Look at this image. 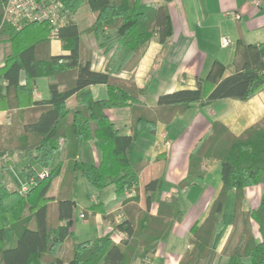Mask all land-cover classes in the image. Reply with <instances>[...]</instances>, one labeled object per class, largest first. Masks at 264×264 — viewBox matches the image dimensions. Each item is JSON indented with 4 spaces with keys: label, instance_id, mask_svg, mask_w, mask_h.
<instances>
[{
    "label": "trees",
    "instance_id": "1",
    "mask_svg": "<svg viewBox=\"0 0 264 264\" xmlns=\"http://www.w3.org/2000/svg\"><path fill=\"white\" fill-rule=\"evenodd\" d=\"M60 1L72 12L86 8L93 18L88 27L78 18L59 29L57 38L67 51L59 55L49 51L46 23L34 21L16 29L3 20L5 2L0 1V44L8 45L0 61V110L10 114V123L0 124V264H131L137 249L164 239L182 216L176 197L159 201L156 213H150V193L156 190L157 179L143 187L147 194L143 208L138 194L123 196L124 189H138L139 173L146 164L134 152L138 136L154 133L158 122L168 123L192 106L225 98L246 100L263 90L264 41L248 44L239 37L231 64L215 60L207 75L196 79L195 88L162 93L154 106H147L133 75L124 78L119 73L134 71L152 38L163 45L168 42L172 24L166 4L140 10L141 0ZM104 28L113 31L100 45L112 54L105 70L96 71L88 57L81 59L80 35ZM230 66L234 69L225 75ZM42 76L49 79V97L35 100V80ZM97 84L105 86L101 98H94L89 89ZM71 96L77 101L69 108ZM118 107L130 110L129 134H120L105 113ZM90 140L100 150L98 164L77 159L79 144ZM58 150L63 157L51 166ZM15 152H24L27 159L22 167L29 183L25 191L10 189L6 181V159ZM205 159L220 162L221 186L207 214L191 226V247L179 264H264V197L259 207L243 209L244 188L256 184L264 172V116L239 134L214 120L210 133L190 153L187 175L178 189L201 184ZM38 168L49 170L40 177ZM77 174L91 192L114 186L123 216L114 227L124 233L120 243H114L108 234L75 243V202L70 188ZM55 181L58 192L53 194ZM231 192L232 229L216 253L214 238L224 226L221 214ZM84 210L107 217L101 203ZM32 220L34 228L29 224ZM252 223L257 225L259 237L254 236ZM71 238L70 255L64 261L57 252Z\"/></svg>",
    "mask_w": 264,
    "mask_h": 264
},
{
    "label": "crops",
    "instance_id": "2",
    "mask_svg": "<svg viewBox=\"0 0 264 264\" xmlns=\"http://www.w3.org/2000/svg\"><path fill=\"white\" fill-rule=\"evenodd\" d=\"M161 4H166L172 24V34L168 42L163 45L157 41L156 37L152 38L145 47L134 71L119 73L124 78L133 75L136 84L143 90L142 99L147 106H154L158 95L162 93L182 88H195L196 79L204 78L215 60L223 64H231L239 37L248 44H258L264 41V1L141 0L139 9L146 10ZM79 16V19H76L82 26L88 27L91 24L92 13L87 14L86 17ZM112 31L111 28H104L97 32L86 31L80 35L81 59L88 57L93 70L104 71L110 63L112 51H105L100 43ZM224 36L230 39V45L227 47L220 44V38ZM49 51L53 55L67 53L61 47L59 39L50 38ZM4 54L5 52L2 57ZM233 69V66H230L225 71V75ZM40 80L49 82L48 77L45 76L36 78L33 91L35 100L49 97V94L44 97L38 92ZM89 89L94 98H101L105 94V86L102 84L91 85ZM74 105L75 96H71L67 100V106L72 108ZM105 113L120 134L130 133L131 114L128 107L108 108ZM8 116L5 110H0V124L9 123L7 122ZM263 116L264 89L246 100L225 98L203 106H192L184 113L175 115L168 123L158 122L154 133L143 132L138 136L134 152L146 162L138 177L139 206L142 208L143 205L145 206L147 194L143 190L144 185L151 179H157V188L150 193V213H156L159 201L176 197L182 210V216L179 221L173 223L164 239L137 249L136 257L131 264H179L182 256L191 247L188 241L191 236L189 232L191 226L200 222L207 214L221 186L220 162L205 159L202 162V168L206 170V173L201 184L178 189V184L187 175L190 153L210 133L214 120L222 121L233 133L239 134ZM60 152L61 150H58L53 155L51 166L58 162ZM15 156L20 157L18 152L13 154V165L8 162L10 158L6 160L7 165H10L9 169L6 168L7 173H10L13 166H17L21 171L26 164L23 158V161L17 165ZM100 158L101 153L95 140L79 144L78 160L98 164ZM25 181V186L23 184L21 186L26 188L29 184L26 179ZM56 182H54L55 188ZM21 188L17 187V189ZM103 191H107L105 192L107 194L103 195L102 199L97 200L94 194H92V199L94 204H102L107 217H103L101 212L90 213L88 211L89 213L82 216L83 238L78 241L75 238V243L92 240L106 234L116 244L124 238V233L114 228L121 221L119 220L122 215L121 201L113 185L96 192ZM263 197L264 172L260 174L256 184L244 188L243 209L259 207ZM233 201L234 192H231L226 198L221 214L224 226L214 238L213 247L216 253L221 251L232 229ZM30 227L35 226L30 225ZM252 231L255 237H259L255 223H252ZM92 232L93 236L89 237V233ZM70 243L68 240L65 241L57 253V256L64 261L70 255Z\"/></svg>",
    "mask_w": 264,
    "mask_h": 264
},
{
    "label": "rangeland",
    "instance_id": "3",
    "mask_svg": "<svg viewBox=\"0 0 264 264\" xmlns=\"http://www.w3.org/2000/svg\"><path fill=\"white\" fill-rule=\"evenodd\" d=\"M86 13V14H85ZM74 14H75V19L76 18H79L80 16L79 15H81V17H86L87 16V14H89V13H87V10H86V8H84V7H82L79 11H78V14L76 13V12H74ZM78 15V16H77ZM48 38H49V34H48ZM7 50H8V45H6V43H1L0 44V61H2V55H3V53L5 52H7ZM42 81V82H41ZM36 84V83H35ZM38 86V85H37ZM38 92L40 93V94H42L44 97L46 96H48V83L46 82V80H40V84H39V86H38ZM76 98H75V105H76ZM74 105V106H75ZM8 113V112H7ZM9 114V113H8ZM7 122H9L10 123V114H9V116L7 117ZM6 124H8V123H6ZM63 151L61 150V152H60V155L63 157V153H62ZM18 155H20V154H18ZM24 155V152L20 155V157L18 158L17 156H15L14 158H15V161L17 162L16 164L18 165L20 162H22L23 161V158H24V163H26L27 164V160L25 161V159H26V157H24L23 156ZM13 156V155H12ZM60 156V157H61ZM11 159V161H12V159H13V157H11L10 158ZM6 160H8V159H6ZM25 164V165H26ZM10 168V165H7V169H9ZM48 168L47 169H42V168H38V174L40 175L41 173H43V172H48ZM5 174H6V181H7V183H8V186H9V188L10 189H17V187L18 186H20V187H22L23 188V185L25 186V184H26V181H25V179H24V177L23 176H25L24 175V173L22 172V168H21V171H19V168L17 167V166H13L12 167V170L10 171V173H7V171H5ZM78 175V174H77ZM24 179V180H23ZM20 180H22L21 182H20ZM18 182V183H17ZM57 183V182H56ZM21 184H23L22 186H21ZM29 184V183H28ZM28 187V186H27ZM27 187H26V189H27ZM22 188H21V190H22ZM131 189H132V191H131V193H129V192H126V190L124 189L123 190V196L125 197V198H129V197H132L133 195H135V194H140L139 192V188L137 189V188H135L134 186H131ZM23 191V190H22ZM99 191V190H98ZM58 192V189L57 188H55L54 186L52 187V189H51V193H53V194H56ZM105 192H107V191H103V192H96V191H90L89 189H88V186H87V184H86V182H85V180L83 179V177L82 176H80V175H78L77 176V178L73 181V183H72V186H71V188H70V197L71 198H73L74 200H75V206H74V210H73V219H74V224H73V234H72V236H73V239L75 240V238H76V240L78 241V240H80L81 238H83L82 237V233H84L83 232V229H82V222H83V220H82V216H84V215H86L87 213H89L88 211H85L84 210V207H86V206H89V205H91V204H94L93 203V199H92V194H94V198L96 197V199L97 200H100V199H102V197H103V195L105 196L107 193H105ZM105 193V194H104ZM95 199V200H96ZM139 199H140V196H139ZM103 207V206H102ZM143 207H144V205H143ZM104 208V207H103ZM52 209V208H51ZM82 209H83V211H82ZM103 210V209H102ZM104 210H105V208H104ZM121 210V209H120ZM121 213H122V211H120ZM119 213V212H118ZM109 217L111 216V215H108ZM122 218H123V216L122 215H120V217H119V220H122ZM31 226H35V224H34V221L32 220L30 223H29ZM238 229L239 228H237V233H238ZM236 233V234H237ZM93 232L92 233H89V237H92L93 236ZM236 238V235L234 236V239ZM72 238L71 239H69V241L68 242H71L72 240H73ZM71 244V243H70ZM59 251V250H58ZM70 251V250H69ZM58 253V252H57ZM70 253V252H69Z\"/></svg>",
    "mask_w": 264,
    "mask_h": 264
},
{
    "label": "built area",
    "instance_id": "4",
    "mask_svg": "<svg viewBox=\"0 0 264 264\" xmlns=\"http://www.w3.org/2000/svg\"><path fill=\"white\" fill-rule=\"evenodd\" d=\"M4 2V21L16 29L29 22H44L48 26L50 39H58L59 29L75 20L74 12L67 9L60 0H4ZM220 44L227 47L230 45V39L221 37ZM42 176L44 172L40 174V177ZM22 190L25 191L26 188L23 187ZM125 190L129 193L132 191L131 188Z\"/></svg>",
    "mask_w": 264,
    "mask_h": 264
},
{
    "label": "water",
    "instance_id": "5",
    "mask_svg": "<svg viewBox=\"0 0 264 264\" xmlns=\"http://www.w3.org/2000/svg\"><path fill=\"white\" fill-rule=\"evenodd\" d=\"M165 1H170V0H165ZM8 162L13 165V162L11 160H8Z\"/></svg>",
    "mask_w": 264,
    "mask_h": 264
}]
</instances>
